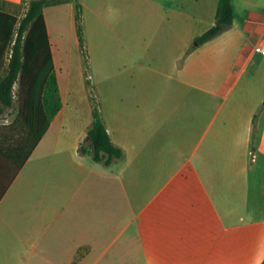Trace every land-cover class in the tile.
I'll return each instance as SVG.
<instances>
[{
  "label": "crops",
  "instance_id": "0c3cea01",
  "mask_svg": "<svg viewBox=\"0 0 264 264\" xmlns=\"http://www.w3.org/2000/svg\"><path fill=\"white\" fill-rule=\"evenodd\" d=\"M218 1L79 0L101 117L124 151L110 165L79 152L93 111L69 88L76 2L44 8L62 108L0 201V264L264 261L251 208L254 171L264 204V109L251 148L264 0H232L231 27L196 45Z\"/></svg>",
  "mask_w": 264,
  "mask_h": 264
},
{
  "label": "trees",
  "instance_id": "16d2710c",
  "mask_svg": "<svg viewBox=\"0 0 264 264\" xmlns=\"http://www.w3.org/2000/svg\"><path fill=\"white\" fill-rule=\"evenodd\" d=\"M67 1L23 0L26 10L19 17L10 10L14 3L0 0V117L14 106L15 94L18 102L14 119L0 123V201L62 108L44 8ZM75 2L79 40L84 47L83 10L79 0ZM233 19V1L219 0L215 23L196 38L198 45L230 28ZM194 48L191 46L188 52ZM263 109L264 106L254 117L253 151L260 139ZM79 152L89 153L105 165L124 157L123 149L112 142L97 106Z\"/></svg>",
  "mask_w": 264,
  "mask_h": 264
},
{
  "label": "rangeland",
  "instance_id": "374dc122",
  "mask_svg": "<svg viewBox=\"0 0 264 264\" xmlns=\"http://www.w3.org/2000/svg\"><path fill=\"white\" fill-rule=\"evenodd\" d=\"M10 10L16 13L19 17H21L25 13L26 5L25 3H23V1H21L18 4H14V6L10 8ZM83 38H84V47L81 45L80 42H79L80 45H77V52L79 53L80 56V70L76 71L73 65L72 68L70 67L69 69L70 76L74 77V80L70 81L71 83L69 84V88L71 92H73L72 101L73 98H75L76 101L78 102V106L82 109L86 107L90 110L92 109L93 111L94 106H97L100 111V107H101L100 91L97 89V86L94 85V82L91 77L92 73L90 70V54L88 53V49L86 46L84 30H83ZM17 108H18V102H17V96L15 94L14 106L12 108L7 109L6 112L3 114V116L0 117V123H8L12 121L17 113ZM260 177L261 175L258 174V171H254V173L252 174L253 188H254L253 193H255L254 195L255 197L254 200L252 201L251 208L254 210L255 217H261L264 214V204H263V200H261L260 197V182H259Z\"/></svg>",
  "mask_w": 264,
  "mask_h": 264
},
{
  "label": "built area",
  "instance_id": "2783aa9c",
  "mask_svg": "<svg viewBox=\"0 0 264 264\" xmlns=\"http://www.w3.org/2000/svg\"><path fill=\"white\" fill-rule=\"evenodd\" d=\"M257 50L264 53V45L260 44L258 47H257Z\"/></svg>",
  "mask_w": 264,
  "mask_h": 264
},
{
  "label": "water",
  "instance_id": "95a60500",
  "mask_svg": "<svg viewBox=\"0 0 264 264\" xmlns=\"http://www.w3.org/2000/svg\"><path fill=\"white\" fill-rule=\"evenodd\" d=\"M196 45H198V42H195Z\"/></svg>",
  "mask_w": 264,
  "mask_h": 264
}]
</instances>
